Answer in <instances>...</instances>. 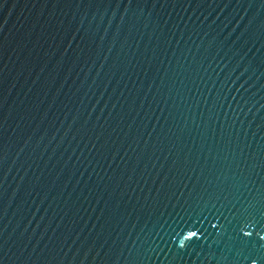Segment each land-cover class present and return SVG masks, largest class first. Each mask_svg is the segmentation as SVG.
<instances>
[{
	"label": "water",
	"instance_id": "water-1",
	"mask_svg": "<svg viewBox=\"0 0 264 264\" xmlns=\"http://www.w3.org/2000/svg\"><path fill=\"white\" fill-rule=\"evenodd\" d=\"M0 264H264V0H0Z\"/></svg>",
	"mask_w": 264,
	"mask_h": 264
}]
</instances>
